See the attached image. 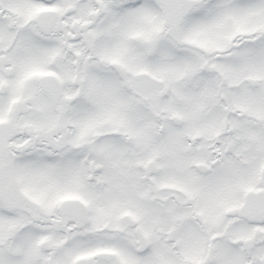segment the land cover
Instances as JSON below:
<instances>
[{"label": "snow or ice", "instance_id": "6c2138e0", "mask_svg": "<svg viewBox=\"0 0 264 264\" xmlns=\"http://www.w3.org/2000/svg\"><path fill=\"white\" fill-rule=\"evenodd\" d=\"M0 264H264V0H0Z\"/></svg>", "mask_w": 264, "mask_h": 264}]
</instances>
